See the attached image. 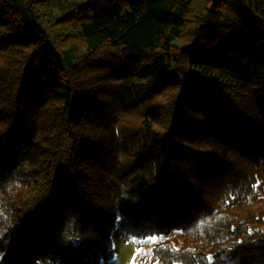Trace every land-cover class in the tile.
Returning <instances> with one entry per match:
<instances>
[{
  "label": "trees",
  "instance_id": "obj_1",
  "mask_svg": "<svg viewBox=\"0 0 264 264\" xmlns=\"http://www.w3.org/2000/svg\"><path fill=\"white\" fill-rule=\"evenodd\" d=\"M203 1L0 0V264H264V0Z\"/></svg>",
  "mask_w": 264,
  "mask_h": 264
},
{
  "label": "rangeland",
  "instance_id": "obj_2",
  "mask_svg": "<svg viewBox=\"0 0 264 264\" xmlns=\"http://www.w3.org/2000/svg\"><path fill=\"white\" fill-rule=\"evenodd\" d=\"M58 2H65L62 4V9H55L54 11L50 10V13L54 17L60 18L61 16H69V14H74L80 11V7L84 6L85 4H92L95 0H49ZM203 0H196L195 4V13H199L204 7ZM52 9V8H51ZM74 18V17H73ZM76 19V18H74ZM70 26V28H69ZM68 26V30L70 31L71 37L70 40L76 42L79 47L82 48V40L78 37L76 33L77 24L70 23ZM95 58H99L96 63H93V68L100 69V74L103 75V80L96 83L97 86L105 87L108 84V87H105L104 94H102L105 102L110 105L113 109L116 107L115 105V98H116V90H115V73H109L108 64L105 62L107 57L110 56L107 51L101 50L100 52L93 55ZM114 72V71H113ZM169 95L165 93L164 95L160 96L159 105L163 108H166L169 105L168 101ZM159 108V107H157ZM142 106L132 109L129 112L124 113V117H126L128 124L131 126H135V124H139L141 122V115L143 113ZM166 117L160 113L157 116V127H165ZM98 178V176H97ZM98 191H101L98 189ZM97 221V220H95ZM154 245L153 240H133L132 238L123 236L119 233L115 234V248H116V255L115 257L109 262V264H133V256L137 253V249H141L139 254L135 255V264H163L161 260L156 257L152 251V246Z\"/></svg>",
  "mask_w": 264,
  "mask_h": 264
},
{
  "label": "snow or ice",
  "instance_id": "obj_3",
  "mask_svg": "<svg viewBox=\"0 0 264 264\" xmlns=\"http://www.w3.org/2000/svg\"><path fill=\"white\" fill-rule=\"evenodd\" d=\"M253 187H256V186L254 185ZM132 239L133 240H136V237H132ZM150 239L155 240L156 238L155 237H152ZM140 251H141V249H137V253L136 254H139ZM136 254H134V256H133V264H135V255ZM101 264H103V261H101Z\"/></svg>",
  "mask_w": 264,
  "mask_h": 264
}]
</instances>
